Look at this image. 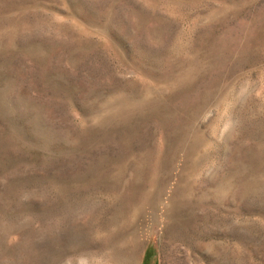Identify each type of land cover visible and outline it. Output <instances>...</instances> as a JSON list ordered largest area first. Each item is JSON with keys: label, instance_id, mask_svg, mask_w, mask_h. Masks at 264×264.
Segmentation results:
<instances>
[{"label": "rangeland", "instance_id": "374dc122", "mask_svg": "<svg viewBox=\"0 0 264 264\" xmlns=\"http://www.w3.org/2000/svg\"><path fill=\"white\" fill-rule=\"evenodd\" d=\"M0 264H264V0H0Z\"/></svg>", "mask_w": 264, "mask_h": 264}]
</instances>
